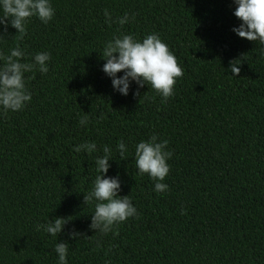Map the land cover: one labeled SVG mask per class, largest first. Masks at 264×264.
Listing matches in <instances>:
<instances>
[{"label":"trees","instance_id":"16d2710c","mask_svg":"<svg viewBox=\"0 0 264 264\" xmlns=\"http://www.w3.org/2000/svg\"><path fill=\"white\" fill-rule=\"evenodd\" d=\"M50 2L53 20L33 17L20 41L23 62L50 54L49 72L25 74L32 100L23 111L0 110V264H58L60 242L69 244L68 264H264V46L233 31L242 23L234 0ZM105 9L114 21L125 13L135 20L110 26ZM153 33L184 71L166 103L135 81L122 95L102 70L107 41ZM16 34L10 25L0 33V52L10 53ZM240 58L236 77L230 62ZM153 134L174 153L169 190L159 194L135 168L136 145ZM85 142L98 151L76 153ZM105 145V178L119 177L140 218L101 236L89 227L94 203L83 201ZM59 217L70 219L61 234L37 231ZM73 230L88 237L72 239Z\"/></svg>","mask_w":264,"mask_h":264},{"label":"clouds","instance_id":"9594fccd","mask_svg":"<svg viewBox=\"0 0 264 264\" xmlns=\"http://www.w3.org/2000/svg\"><path fill=\"white\" fill-rule=\"evenodd\" d=\"M237 5L234 15L242 21L239 27L233 31L243 39L257 42L264 46V0H234ZM106 23L110 26L113 22L121 28L135 16L125 13L124 16L113 20L107 9L104 11ZM55 16V9L50 0H0V33H7L9 25L17 30L14 40L16 46L5 55L0 52V110L3 115L8 112L23 111L32 100V94L26 86V73L39 71L42 74L49 72L48 63L51 56L47 52L37 53L33 62H23L27 53L21 48L20 41L27 35V26L33 17H37L44 24H48ZM4 35H0L3 38ZM101 57L106 61L103 65L104 73L112 79V85L122 95L129 94L130 85L135 81L139 88L145 84L155 90L163 97L166 103L175 95V87L178 78H183L184 71L178 63L176 56L169 46L162 41L159 34L147 35L142 41L132 34H121L107 41L103 47ZM242 58V57H241ZM240 59L230 62L231 71L234 76L240 75L242 64ZM123 72V76L118 73ZM33 77H29L31 79ZM139 88L135 92L140 95ZM141 101V100H140ZM101 113L98 121L105 119ZM89 118L82 116L79 120L81 126H87ZM169 141L159 140L153 134L149 140L139 142L135 147V168L140 175L147 174L155 182V192L165 193L169 186L164 183L170 172L168 160L173 156V151L168 150ZM121 160H126L128 152L127 145L120 141L117 144ZM76 153L86 152L91 155L98 151L95 142H85L74 148ZM112 149L103 146V156L96 158V172L93 188L85 193L83 203L92 205L94 212L91 214V230L95 234L107 236L118 235L119 226L130 218H140L137 208L134 206L130 195L121 196V182L119 177H106L111 165ZM181 214H186L184 211ZM70 219L63 217L55 218L46 225H37V231L43 229L51 236L61 234ZM72 239L88 237L84 233L73 230L70 233ZM97 247H100L99 242ZM110 246L105 255L112 250ZM55 252L58 255V264H68L69 244L67 242L57 243ZM110 264V262H106Z\"/></svg>","mask_w":264,"mask_h":264}]
</instances>
